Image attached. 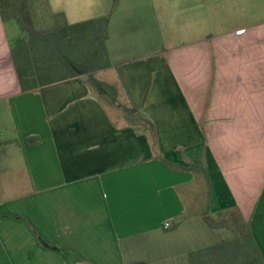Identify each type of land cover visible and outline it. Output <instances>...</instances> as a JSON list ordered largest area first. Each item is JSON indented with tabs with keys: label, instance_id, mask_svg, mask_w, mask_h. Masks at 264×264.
I'll return each instance as SVG.
<instances>
[{
	"label": "crops",
	"instance_id": "crops-1",
	"mask_svg": "<svg viewBox=\"0 0 264 264\" xmlns=\"http://www.w3.org/2000/svg\"><path fill=\"white\" fill-rule=\"evenodd\" d=\"M79 1L52 13L79 23ZM234 4L225 31V0H106L110 66L28 93L10 58L18 29L0 18V264H185L230 238L199 216L173 229L198 177L161 159L202 166L209 215L236 207L264 259V0Z\"/></svg>",
	"mask_w": 264,
	"mask_h": 264
},
{
	"label": "trees",
	"instance_id": "trees-1",
	"mask_svg": "<svg viewBox=\"0 0 264 264\" xmlns=\"http://www.w3.org/2000/svg\"><path fill=\"white\" fill-rule=\"evenodd\" d=\"M36 0H0L2 22L12 21L18 34L9 43L10 58L21 93L93 73L110 66L105 42L108 38L109 16H102L69 25L62 13L50 14L49 22L34 9ZM48 3L44 0V3ZM146 130L148 128L146 127ZM152 131V130H151ZM150 135L152 148L157 147L155 134ZM40 142L38 136L25 139L28 147ZM161 161L171 169L191 173L203 180L207 188V203L200 210L187 211L185 217L199 216L212 230L225 229L231 237L187 254L188 264H264V259L240 211L234 207L209 215L211 187L206 170L197 164L184 168Z\"/></svg>",
	"mask_w": 264,
	"mask_h": 264
},
{
	"label": "rangeland",
	"instance_id": "rangeland-1",
	"mask_svg": "<svg viewBox=\"0 0 264 264\" xmlns=\"http://www.w3.org/2000/svg\"><path fill=\"white\" fill-rule=\"evenodd\" d=\"M116 0H112V3H114ZM146 1V0H145ZM235 0H225V5H224V13H225V31H228L229 29H231L232 27H235V25H237V22L241 17V13H242V9L238 8L235 4H234ZM50 4V5H49ZM88 6L87 9L85 10H81L79 11V15H78V19L79 21H86V19L90 18V17H94V16H98L99 14L96 13H105L107 6H106V0H80L79 1V8L81 7V9H83L85 6ZM34 9L36 10H40V14L39 17L41 19H43L45 22H49V18H50V14L52 13V11L54 12V10L58 9V0H49V3H44V0H36V2H34ZM245 8V7H244ZM245 12L247 13V10H245ZM105 14H103L104 16ZM258 16L261 19H264V12L258 11ZM79 22V23H80ZM7 23H9V27H17V25L12 22V21H7ZM8 26V24H7ZM240 31H238L239 33ZM10 40H13V36L11 35ZM90 84H92L93 86L96 87V89L99 90V88H103L104 89V85L103 83H107L105 80H103V77H98V78H93L91 80H88ZM104 111H106V109L104 108ZM107 113V112H106ZM1 115V125H3V121L4 118L2 116V112H0ZM138 118L136 117V120ZM0 142L2 143L3 141L0 138ZM19 161H17V166H19ZM15 177L17 179V181L21 184V186L23 187V173L20 170H15ZM202 180L200 178H196L193 182V188H192V203L187 201L186 202V210L188 211H192L195 210L196 208L199 207L198 204V198H202L204 197L206 200V195H207V188L206 186L203 184ZM211 187V186H210ZM19 190V189H18ZM22 188H20L19 191H21ZM208 199V197H207ZM204 207L203 205L200 206V208ZM202 222V220H201ZM203 223V222H202ZM176 224V222H175ZM204 224V223H203ZM206 227V225H204ZM204 227V228H205ZM207 228V227H206ZM219 232H224L223 230L219 231ZM186 237L185 232L182 233H173V234H168V237L166 240H164V242L166 244H173L175 242H177L178 240H184V238ZM163 239V238H162ZM169 260V258H168ZM168 260L166 259V261L168 262ZM159 261L158 259H154L153 261H151L150 264H160V262H156ZM164 261V262H166ZM185 264H188L187 262V257L184 258ZM171 262V261H170ZM171 264V263H169Z\"/></svg>",
	"mask_w": 264,
	"mask_h": 264
},
{
	"label": "built area",
	"instance_id": "built-area-1",
	"mask_svg": "<svg viewBox=\"0 0 264 264\" xmlns=\"http://www.w3.org/2000/svg\"><path fill=\"white\" fill-rule=\"evenodd\" d=\"M171 226H172V223H171L170 221L165 222L164 225H163V227H164L165 229H168V228H170Z\"/></svg>",
	"mask_w": 264,
	"mask_h": 264
}]
</instances>
